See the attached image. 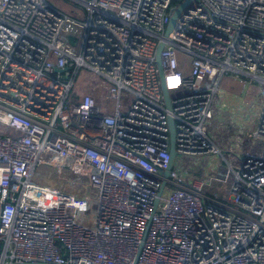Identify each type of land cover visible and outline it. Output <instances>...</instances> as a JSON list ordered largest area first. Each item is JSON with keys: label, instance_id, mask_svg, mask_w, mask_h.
I'll return each mask as SVG.
<instances>
[{"label": "built area", "instance_id": "1", "mask_svg": "<svg viewBox=\"0 0 264 264\" xmlns=\"http://www.w3.org/2000/svg\"><path fill=\"white\" fill-rule=\"evenodd\" d=\"M175 1L63 0L80 19L0 0L1 264H264V0H198L165 37ZM82 68L110 83V104L77 91ZM235 75L259 98L241 157L208 135ZM170 117L176 156L223 162L208 174L173 162L167 177Z\"/></svg>", "mask_w": 264, "mask_h": 264}, {"label": "rangeland", "instance_id": "2", "mask_svg": "<svg viewBox=\"0 0 264 264\" xmlns=\"http://www.w3.org/2000/svg\"><path fill=\"white\" fill-rule=\"evenodd\" d=\"M51 1L56 3L59 6V8L65 14L74 16V10H76V14H77L78 18L83 19V14H81V12L78 9H75L70 4L63 2V0H51ZM176 1H180V0H176ZM178 62H179V66H180L181 70L185 73V75H190L191 74L192 57L190 55L180 53V54H178ZM233 77L236 78L235 80L239 81L240 83H243V85H245L246 83H249V79L246 77H240V76H236V75ZM240 80H242V81H240ZM109 85H110V83L108 81H106L102 76L97 74L96 72L92 71L91 69L82 68L79 71L76 89L79 93H91L92 92L96 95V97L101 98L102 104L108 105V104H110V102L106 100V96H107L106 87ZM250 90H251V92L255 91L254 93L257 92V88H255V87L250 88ZM181 93H182V90H179V91H174L171 94L173 97H175L177 95H180ZM124 104H128V101L124 100ZM253 121H254V124L257 125L258 116L255 115V118L253 119ZM248 125H250V124H249V120H248L247 116H244L243 120L238 123L239 129L240 128L244 129V134H243L244 138H246V134H248V132L251 133L255 129V126H254L252 129L249 130ZM209 128H210V126L208 127V129ZM210 130H211V128L209 129V134H210ZM222 148L225 150V154L230 153V151L227 150V147H222ZM248 151H251V148L249 147V145H244L241 147V149H239V150L237 149V152L239 154H242V156H244L245 153ZM206 160H207L208 166L212 165L213 158L206 157ZM204 165L205 164H201V163L198 165L195 163V159L190 158V157H181L180 155H177L175 158V161H174L175 169L186 171L187 173H190V174H193V173L203 174V171L206 170ZM37 172L40 173L46 181H49V180L54 181L61 188H63L65 186L63 181H61V180L57 181L56 175L53 172V170L43 167V168H38ZM187 173H185V174L187 175ZM187 176H188V178H191V175H187ZM82 181L85 182V179L82 178ZM49 183H51V182L49 181ZM68 186L71 187V189L73 188V186H70V185H68ZM222 187H223L222 185L214 184L213 187H206L204 192L206 194L212 196L217 191V188H222Z\"/></svg>", "mask_w": 264, "mask_h": 264}, {"label": "crops", "instance_id": "3", "mask_svg": "<svg viewBox=\"0 0 264 264\" xmlns=\"http://www.w3.org/2000/svg\"><path fill=\"white\" fill-rule=\"evenodd\" d=\"M235 79L236 78L233 76L224 78L227 93L224 94V96H221V105H219V111L210 125L211 130L210 134L208 131V135L221 148L227 147V150H232L234 154L241 157L242 154H239L237 149H241L244 145L250 146V132H248L246 138H244V129H239L238 123L243 120L244 116H247L250 124L248 125L249 130L254 126L256 127L253 119L255 118V115H257L256 109L259 103V98H257V94L254 93L255 91L251 92L247 85H243V83H240ZM222 150L225 153L223 148ZM211 158H213V161L212 165L209 166L205 159L207 165L206 170L203 171L204 173H211L215 169L214 166L216 164L219 165V163L223 162L221 157Z\"/></svg>", "mask_w": 264, "mask_h": 264}, {"label": "water", "instance_id": "4", "mask_svg": "<svg viewBox=\"0 0 264 264\" xmlns=\"http://www.w3.org/2000/svg\"><path fill=\"white\" fill-rule=\"evenodd\" d=\"M198 0H184L181 5H178L173 13L172 16L170 17V20L168 22V26L166 29L165 37H168L170 33L175 29L176 24L178 23V19L181 17V14L188 8L191 7V5ZM69 42L75 46L77 39L76 37L70 36ZM165 47V43L161 42L156 50V65L159 71V78H160V83H161V89L162 93L164 94V100H165V105L168 110H172V99L170 96V92L167 88V83H166V75H165V70L163 67V61H162V52ZM169 127H170V136H171V147H170V154H171V160H170V165L168 170L165 172V175L169 177L170 171L172 169V164L174 162V158L176 156V149H175V123L172 117L169 119ZM165 185V184H164ZM164 185L162 189L164 188ZM1 264V263H0ZM3 264H10V263H3ZM12 264H51V263H44V262H27V263H12Z\"/></svg>", "mask_w": 264, "mask_h": 264}, {"label": "trees", "instance_id": "5", "mask_svg": "<svg viewBox=\"0 0 264 264\" xmlns=\"http://www.w3.org/2000/svg\"><path fill=\"white\" fill-rule=\"evenodd\" d=\"M183 1H184V0L175 1V2H174V5H175V6L181 5V3H182Z\"/></svg>", "mask_w": 264, "mask_h": 264}, {"label": "bare ground", "instance_id": "6", "mask_svg": "<svg viewBox=\"0 0 264 264\" xmlns=\"http://www.w3.org/2000/svg\"><path fill=\"white\" fill-rule=\"evenodd\" d=\"M172 80H174V79H172Z\"/></svg>", "mask_w": 264, "mask_h": 264}]
</instances>
